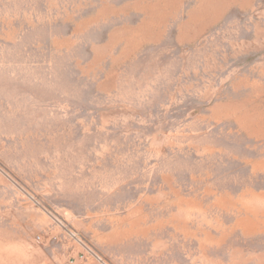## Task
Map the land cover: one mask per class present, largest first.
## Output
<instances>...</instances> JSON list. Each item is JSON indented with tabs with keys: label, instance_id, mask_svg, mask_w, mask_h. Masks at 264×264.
Segmentation results:
<instances>
[{
	"label": "rangeland",
	"instance_id": "374dc122",
	"mask_svg": "<svg viewBox=\"0 0 264 264\" xmlns=\"http://www.w3.org/2000/svg\"><path fill=\"white\" fill-rule=\"evenodd\" d=\"M0 264H264V0H0Z\"/></svg>",
	"mask_w": 264,
	"mask_h": 264
},
{
	"label": "crops",
	"instance_id": "0c3cea01",
	"mask_svg": "<svg viewBox=\"0 0 264 264\" xmlns=\"http://www.w3.org/2000/svg\"><path fill=\"white\" fill-rule=\"evenodd\" d=\"M163 1H165V0H163ZM213 2H215V0H213ZM211 8V7H210ZM162 9H164V10H166V6L165 5H163V3L161 4V10ZM162 13H163V11H161ZM166 15H167V13H166ZM214 17H215V15H214Z\"/></svg>",
	"mask_w": 264,
	"mask_h": 264
},
{
	"label": "built area",
	"instance_id": "2783aa9c",
	"mask_svg": "<svg viewBox=\"0 0 264 264\" xmlns=\"http://www.w3.org/2000/svg\"><path fill=\"white\" fill-rule=\"evenodd\" d=\"M37 240H39V237H37Z\"/></svg>",
	"mask_w": 264,
	"mask_h": 264
},
{
	"label": "bare ground",
	"instance_id": "6f19581e",
	"mask_svg": "<svg viewBox=\"0 0 264 264\" xmlns=\"http://www.w3.org/2000/svg\"><path fill=\"white\" fill-rule=\"evenodd\" d=\"M28 195V194H27Z\"/></svg>",
	"mask_w": 264,
	"mask_h": 264
}]
</instances>
